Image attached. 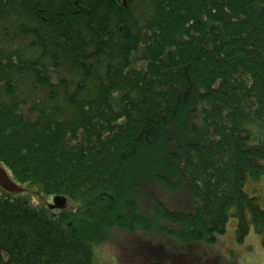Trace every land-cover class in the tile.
Listing matches in <instances>:
<instances>
[{
	"label": "trees",
	"instance_id": "trees-1",
	"mask_svg": "<svg viewBox=\"0 0 264 264\" xmlns=\"http://www.w3.org/2000/svg\"><path fill=\"white\" fill-rule=\"evenodd\" d=\"M198 107L207 143L179 120ZM153 158L199 198L156 202L169 236L211 244L232 215L264 244L244 191L264 177V0H0V165L22 188L0 187V264H92L111 228L152 230L131 195Z\"/></svg>",
	"mask_w": 264,
	"mask_h": 264
},
{
	"label": "rangeland",
	"instance_id": "rangeland-1",
	"mask_svg": "<svg viewBox=\"0 0 264 264\" xmlns=\"http://www.w3.org/2000/svg\"><path fill=\"white\" fill-rule=\"evenodd\" d=\"M182 98L187 100L186 96ZM200 110L201 108L198 107L197 113L191 120L186 117L179 118V120L187 124L192 132L197 131L198 137L203 138L202 143H207L210 136L207 135L208 129L203 123ZM196 141L201 143L199 139ZM155 150L157 153L158 149ZM161 152L162 150L160 155ZM157 162V158L150 160L148 171L139 175L136 186L144 190L134 191L135 187L131 195L137 207L135 212L152 220V230L130 234L116 230L115 227L111 228L108 240L93 246L92 264H264V244L261 236L255 232L254 228H251L243 241H238L237 219L232 215L227 220L224 232L216 236L214 243L198 241L183 244L169 236L167 230L173 226L167 221L153 217L156 202L161 201L169 208L190 211L198 204L199 198L193 197L194 195L188 189L168 192L161 188L154 181V175L160 172ZM244 191L250 197H254L264 210V177L253 180L247 176ZM39 198L48 206L53 203L52 196L42 195ZM31 199L33 203L38 204L35 195H32ZM139 202L143 204V207H140ZM128 211L126 206L123 207L122 212ZM178 247L181 250L179 252H177ZM161 248L165 250L164 256L160 253L163 251Z\"/></svg>",
	"mask_w": 264,
	"mask_h": 264
},
{
	"label": "water",
	"instance_id": "water-1",
	"mask_svg": "<svg viewBox=\"0 0 264 264\" xmlns=\"http://www.w3.org/2000/svg\"><path fill=\"white\" fill-rule=\"evenodd\" d=\"M0 187L9 191V192H20V191H22V188L17 186L16 183H14L9 178L6 170L1 165H0ZM52 202L53 203L48 206L49 209H62L66 205V198L64 196H61V195H56L53 197Z\"/></svg>",
	"mask_w": 264,
	"mask_h": 264
}]
</instances>
